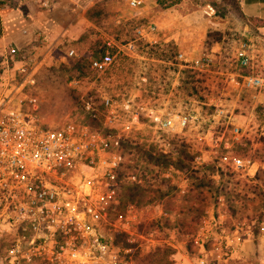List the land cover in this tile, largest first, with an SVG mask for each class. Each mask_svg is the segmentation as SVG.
Listing matches in <instances>:
<instances>
[{"label":"rangeland","instance_id":"1","mask_svg":"<svg viewBox=\"0 0 264 264\" xmlns=\"http://www.w3.org/2000/svg\"><path fill=\"white\" fill-rule=\"evenodd\" d=\"M21 1L25 8L29 3L36 2ZM129 1H78L77 13L83 14L81 26L90 28L83 33L79 49L72 48L78 58L69 56L71 49L68 48L62 50L65 57L63 62L55 61L57 57H53V53L51 60L38 64L29 59L35 58V51H29L27 55L19 51L14 58L17 62L21 60L22 64L15 67L14 61L7 55L11 68L9 72L13 73L14 78L10 84L24 85L25 78H33V85L22 86L21 92L36 100L38 115L46 126L58 127L74 122L86 123L98 129L84 109L88 101L98 106L96 117L103 126L105 109L101 108V97L103 94L111 95L103 93V89L109 86L117 98L123 92L117 89L119 84L115 82V75L96 73L89 68L85 62L86 52H95L101 45L102 36L103 39L112 37L119 42L132 39L134 36L130 34V29L148 21L129 19L127 14L122 34L114 31L117 29L113 27L116 25L114 16L119 9L125 14L129 13ZM180 1L186 3L185 12L189 11L194 20L203 21L212 31L221 25L243 24L240 21L241 0H156V3L163 9ZM206 6L214 10L210 17L204 14ZM75 7H78L75 0H49L42 10L47 19L68 26L77 15L72 11ZM103 29L109 34L105 32L103 35ZM225 37V51L219 55L223 68L227 66L232 48L242 34L229 32ZM3 57L4 54H0V67ZM120 58L121 54H117L114 62L117 60V63H121ZM78 59H83L82 64L75 70L74 64ZM133 61L129 58L124 62L130 78L138 75L140 69V65ZM19 68H23L24 72L19 73ZM71 75L78 77V83L66 85L64 80ZM39 76L49 81L37 83L35 80ZM133 89L142 92L144 88L138 84L125 91L132 93ZM220 89L217 97L208 95V98H221L226 115L235 117L246 129L247 136L239 142H233L228 120L214 116L212 108L204 105L206 99H198V93L193 94L196 102L186 107L188 112L196 114V120L183 133L153 134L145 124L132 129L125 138L121 167L125 181L121 200L126 203L123 198L127 187L134 188L139 195L134 205L116 211L128 218L130 234L111 231L110 255L113 264H172L178 252H196L194 237L203 232L214 236L221 230L232 231L238 224L248 225L252 232H256L257 222L264 218V101L254 105L248 94L231 91L224 80ZM121 110L125 118L126 110L123 107ZM225 156L249 159L254 166L249 173L234 171L221 161ZM127 238H131L129 242ZM149 240L154 241L151 244ZM210 247L209 242L204 245L206 251ZM0 264H5V258L0 257Z\"/></svg>","mask_w":264,"mask_h":264},{"label":"built area","instance_id":"2","mask_svg":"<svg viewBox=\"0 0 264 264\" xmlns=\"http://www.w3.org/2000/svg\"><path fill=\"white\" fill-rule=\"evenodd\" d=\"M10 2L0 0V13ZM140 4L139 0L129 1L131 8ZM204 13L210 17L214 10L206 6ZM142 29L144 34L137 31L136 38L128 42L104 37V53L91 57L89 68L112 75L117 54L138 57L139 40L157 30L152 23ZM241 34L224 68L211 52H203L196 59L175 53L171 64L222 76L228 89L242 91L254 105L260 104L264 101L261 37L248 26ZM8 56L4 55L1 62L2 72L11 69ZM24 82L32 86L34 80L28 76ZM139 82L145 83L146 77H139ZM9 85L6 82L0 89V257L5 258V264H113L111 231L130 234L128 218L116 213L125 181L122 143L132 129L145 124L153 134H179L191 126L196 114L172 113L131 93L118 95L120 99L103 94L106 133L86 123L49 127L38 115L36 100L26 93H8ZM204 105L211 107L217 118L228 120L233 142L247 136L238 120L226 115L221 98L210 97ZM121 107L126 110L125 118ZM84 109L91 112L88 104ZM221 161L234 171L249 172L254 166L238 156H225ZM205 234L194 237L201 246L209 242ZM226 249L217 239L210 247L212 255L200 254L198 263L214 261Z\"/></svg>","mask_w":264,"mask_h":264},{"label":"crops","instance_id":"3","mask_svg":"<svg viewBox=\"0 0 264 264\" xmlns=\"http://www.w3.org/2000/svg\"><path fill=\"white\" fill-rule=\"evenodd\" d=\"M48 1L36 0L33 4L29 3L28 8H25L21 0H11L9 8L0 13V54L9 55L12 62L14 61L15 67L22 64L21 60L17 62L16 58H14V55L18 54L19 51L24 52L26 55L29 51H35L33 53L36 54V56L34 55L35 58L29 59L34 60L35 63L38 62V64L51 60L50 56L53 53V57H57V59L54 58L55 61L63 62L65 57L62 54V50L68 48L78 58L72 48L77 47L79 49L83 33H87V30L90 29L88 26L85 28L81 26L83 14L77 13L79 11L78 1L80 0H75L78 7L73 8L72 11H75L77 15H74L68 26H61L56 24L55 21L47 19L42 7ZM139 1H141V4L137 8H128L129 13L125 14L122 10H117L118 13L114 16L116 25L113 26L117 27V29L114 31L122 34L123 30H125L124 22L127 14L129 19L148 20L149 23L156 26L157 30L155 33L144 36L139 40L141 44L144 43L146 45V47L140 48L144 56L121 55L119 59L121 63H117L116 60V68L114 70L116 74L113 75L117 77L115 82L119 84L117 88L119 92L127 93L125 91L126 88H134L138 84L143 85V83L139 82L137 75L133 76V78L127 76L124 62L129 61V58H131L134 60L133 62L140 65L139 72L141 70L147 71L150 79L148 82L150 88L147 87L142 92L133 89L131 94L140 99L152 100L156 107H164L172 113L189 111L186 107L189 103L193 104L196 102V98L190 94V89L180 86V72L187 68L179 69L176 67V69H173L175 66L171 63L175 53L181 52L189 59H196L203 52H211L219 57L225 51L223 48L225 46V35L229 34V32L242 33L246 26L258 38L261 37V58L264 63V0H241L240 21L243 24L230 25L228 27L221 25L214 31L208 28L203 21L194 20L189 11L185 12L187 8L184 1L168 5L163 9L158 7L156 0ZM86 20L88 19L86 18ZM148 21L145 24H139L131 28L130 34H133L134 38H136L135 32L137 31L144 34L142 27L146 26ZM101 31L103 35L105 32L108 33L104 29ZM102 42H104L103 36ZM158 45L165 46L162 53L156 51V46ZM233 49L234 47L232 52ZM86 53L87 60H89L92 57L90 50ZM163 71H165L164 76ZM109 74L111 75V73ZM12 75L13 73L11 72H2L0 74V89L5 87L6 82L10 83L14 80ZM164 77L169 83L167 88L162 90L160 89L162 81L160 78L163 79ZM47 80L49 81V79L39 76L35 81L38 83ZM54 80L61 82L60 79L55 78ZM164 81L166 80L164 79ZM64 83H66L65 80ZM77 83L78 80L72 79L66 85L71 86ZM23 84H10L8 93H24L21 92V88H23L22 86L27 87V85L26 82ZM143 88H145L144 85ZM146 91H150L149 95H146ZM103 93H110L111 96H115L109 86L103 89ZM196 93H198V99L200 100L205 98L207 102L210 98L204 94L207 93L204 90H198ZM205 236H208L207 241L211 245L219 239L223 245L227 246L223 255H218L214 261H210L207 264H264V218L259 220L256 232H252L248 225L238 224L232 231L225 232L221 230L214 236L209 234H205ZM193 241L197 245L196 252L192 254L186 251L178 252L175 256L176 260L172 264H199L198 258L200 254L205 256L212 255V250L206 251L199 241H196V239Z\"/></svg>","mask_w":264,"mask_h":264},{"label":"trees","instance_id":"4","mask_svg":"<svg viewBox=\"0 0 264 264\" xmlns=\"http://www.w3.org/2000/svg\"><path fill=\"white\" fill-rule=\"evenodd\" d=\"M134 38V37H133ZM132 38V39H133ZM132 39H127V41H131ZM141 47H146V45L144 43L141 44V46H139V55L138 56H144L143 53L140 51ZM165 49V46H156V51H159L160 53H162ZM104 42H101V45H99L98 49H96L95 52H91L92 57L98 58L100 57L103 53H104ZM150 50V49H149ZM163 56V55H162ZM82 60L83 59H78V61L75 62L74 64V69L76 70L77 66L82 64ZM87 63V65L89 66V60L85 61ZM173 69H176V67H174ZM2 73V70L0 69V74ZM148 72L147 71H143L141 70L139 72V74L137 75V77H141V76H147L146 77V82L143 83V85L145 86L144 91L146 90V88H150V86H148V82H149V77H148ZM165 71H163V76H164ZM147 74V75H146ZM154 74H156L154 72ZM180 76H179V83L180 86H183L186 89H190L191 91V95L196 94V92H198V90H204L207 93V96H215L217 97L220 93V88H221V84L223 82V77L219 76V75H210V74H201V73H197L196 71H192L190 69H186V70H181L180 72ZM71 75V77L65 79V82H69L72 79H76L78 80V77H75ZM162 77V76H160ZM148 78V79H147ZM162 81L160 83V89L165 90L168 86L169 81L166 79V77H164L163 79L160 78ZM164 79L166 81H164ZM210 87V89H209ZM146 95H149L150 91H146ZM211 93H216L215 95H212ZM165 94V93H163ZM203 100V99H202ZM88 105H90L91 107V112L88 113L89 114V119L95 124L97 125L100 131H102L103 133H106L108 129H106L104 126H101L100 123H98L97 117H96V113L98 112V106H96L94 103H92V101H88L87 102ZM102 104V101H101ZM86 105V104H85ZM103 107L104 110V106L103 104L101 105V108ZM92 115H95V117H92ZM125 143V142H124ZM124 143H122V147L124 145ZM123 157V156H122ZM134 188L132 187H127L126 189V196H124L123 199H125L126 203H123V200L120 201V205L118 207V209H123L124 207L128 206H132L135 204L134 200L135 198H137V196L139 195L138 191H134ZM258 223V222H257ZM257 231V230H256ZM128 246V244H127Z\"/></svg>","mask_w":264,"mask_h":264}]
</instances>
